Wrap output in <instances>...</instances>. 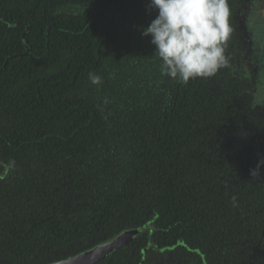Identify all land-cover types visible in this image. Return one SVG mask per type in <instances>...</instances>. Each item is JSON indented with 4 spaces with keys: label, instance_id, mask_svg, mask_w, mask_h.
Instances as JSON below:
<instances>
[{
    "label": "trees",
    "instance_id": "obj_1",
    "mask_svg": "<svg viewBox=\"0 0 264 264\" xmlns=\"http://www.w3.org/2000/svg\"><path fill=\"white\" fill-rule=\"evenodd\" d=\"M148 3L0 0V264L63 259L149 218L158 244L185 239L207 262L234 245L230 223L221 242L215 226L234 161L238 204L254 193L258 149H207L211 133L254 120L248 93L227 65L186 84L162 75L141 36ZM228 3L233 27L243 0ZM134 238L91 264H133Z\"/></svg>",
    "mask_w": 264,
    "mask_h": 264
},
{
    "label": "flooded vegetation",
    "instance_id": "obj_2",
    "mask_svg": "<svg viewBox=\"0 0 264 264\" xmlns=\"http://www.w3.org/2000/svg\"><path fill=\"white\" fill-rule=\"evenodd\" d=\"M232 18L233 37L229 49L230 55L225 56L228 60L227 67H225L229 69V73L235 79V88L245 87L248 93L249 110L255 117L254 120L246 118L248 122L231 129L226 135H223L221 130L211 133L209 140L212 143H209L207 150L220 156L225 146L230 151L231 144L234 149L235 146L237 149L241 148L246 141L245 143H249L250 147L258 149L256 156L260 159L264 158V108L255 107L252 98L257 85L264 82V0H243ZM225 67L218 70L219 74ZM255 132L261 133L260 140L254 135ZM253 140L258 142L254 143ZM234 158L237 159V155L234 154ZM234 164L231 181L234 186L229 189L230 197L222 205L223 215L218 216L217 211L214 215V218L218 216L217 221L221 222V224L216 223L215 239L220 242L223 240L225 235L223 224L229 222L232 229H230L231 232L227 230V233L228 238L233 239V246L220 248L218 251L215 247L212 263L207 262L202 249L189 245L185 239L175 240L168 245L158 244L153 236L156 229L155 223L153 219L149 218L142 221L137 227L139 231L136 235V247H133L135 252L133 264H220V259L228 252L236 260L234 264H264V167L261 168V176L257 178L251 177L249 172L250 169L255 168L257 163L254 166H249L246 184L254 193L250 198H246L244 205H240L235 196L237 189L235 161ZM182 230L185 232V229ZM186 234L189 235V232ZM131 239L121 247L126 246ZM105 240L96 241L93 245L63 259L83 253ZM106 256H102L100 259ZM222 261L227 262L224 258Z\"/></svg>",
    "mask_w": 264,
    "mask_h": 264
},
{
    "label": "clouds",
    "instance_id": "obj_3",
    "mask_svg": "<svg viewBox=\"0 0 264 264\" xmlns=\"http://www.w3.org/2000/svg\"><path fill=\"white\" fill-rule=\"evenodd\" d=\"M146 10L157 15L142 28L141 36L150 37L162 62V75L186 84L190 79L212 77L228 64L224 52L233 31L228 0H149ZM88 78L93 85L102 83L95 73ZM252 103L264 108V82L257 85ZM262 167L264 158L249 170L250 176L259 178Z\"/></svg>",
    "mask_w": 264,
    "mask_h": 264
},
{
    "label": "water",
    "instance_id": "obj_4",
    "mask_svg": "<svg viewBox=\"0 0 264 264\" xmlns=\"http://www.w3.org/2000/svg\"><path fill=\"white\" fill-rule=\"evenodd\" d=\"M9 57L6 59L5 63ZM139 228H126L119 231L113 237L105 240L101 244H97L94 247L85 250L76 256H71L63 260H57L46 264H91L97 259L113 252L119 246L128 242L131 238L138 234Z\"/></svg>",
    "mask_w": 264,
    "mask_h": 264
}]
</instances>
